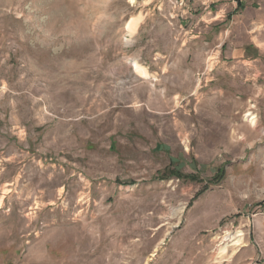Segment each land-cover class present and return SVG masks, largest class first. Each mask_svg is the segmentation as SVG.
Returning <instances> with one entry per match:
<instances>
[{
    "label": "rangeland",
    "instance_id": "rangeland-1",
    "mask_svg": "<svg viewBox=\"0 0 264 264\" xmlns=\"http://www.w3.org/2000/svg\"><path fill=\"white\" fill-rule=\"evenodd\" d=\"M208 16L0 0V264H264V0Z\"/></svg>",
    "mask_w": 264,
    "mask_h": 264
},
{
    "label": "crops",
    "instance_id": "crops-1",
    "mask_svg": "<svg viewBox=\"0 0 264 264\" xmlns=\"http://www.w3.org/2000/svg\"><path fill=\"white\" fill-rule=\"evenodd\" d=\"M199 1L201 4V7L204 9V13L206 15L210 14V17L208 16L209 20H210L209 23H211L212 20L222 21L224 9L229 8V10H235L236 5H237L232 0H199ZM246 1H248V0H239V2L241 3L242 6L244 5V3H246ZM234 3L236 5H234ZM245 8H247V7H245ZM213 10H215L216 13H218V14L213 16ZM182 13L184 14L183 18L186 19L185 20L186 22H189V24H193L195 22V20L192 18V14L189 11V9L188 10H182ZM230 16H231V14H230ZM205 20H207V17Z\"/></svg>",
    "mask_w": 264,
    "mask_h": 264
},
{
    "label": "bare ground",
    "instance_id": "bare-ground-1",
    "mask_svg": "<svg viewBox=\"0 0 264 264\" xmlns=\"http://www.w3.org/2000/svg\"><path fill=\"white\" fill-rule=\"evenodd\" d=\"M141 19V15H138L134 18H131L125 25V30L127 32H131L135 29L137 23L139 22V20ZM132 66L134 67V70L136 72H138L140 75L142 76H148V73L146 71V69L139 65L135 60L132 61Z\"/></svg>",
    "mask_w": 264,
    "mask_h": 264
},
{
    "label": "trees",
    "instance_id": "trees-1",
    "mask_svg": "<svg viewBox=\"0 0 264 264\" xmlns=\"http://www.w3.org/2000/svg\"><path fill=\"white\" fill-rule=\"evenodd\" d=\"M237 5L238 7H241V3L239 2V0H237Z\"/></svg>",
    "mask_w": 264,
    "mask_h": 264
}]
</instances>
